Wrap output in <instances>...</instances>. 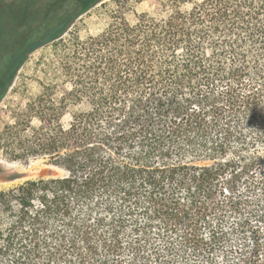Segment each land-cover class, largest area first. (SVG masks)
Masks as SVG:
<instances>
[{
    "label": "trees",
    "instance_id": "obj_1",
    "mask_svg": "<svg viewBox=\"0 0 264 264\" xmlns=\"http://www.w3.org/2000/svg\"><path fill=\"white\" fill-rule=\"evenodd\" d=\"M101 1L0 0V99L48 45L70 84L0 135L65 171L0 189V264H264V0H112L81 38Z\"/></svg>",
    "mask_w": 264,
    "mask_h": 264
},
{
    "label": "rangeland",
    "instance_id": "obj_2",
    "mask_svg": "<svg viewBox=\"0 0 264 264\" xmlns=\"http://www.w3.org/2000/svg\"><path fill=\"white\" fill-rule=\"evenodd\" d=\"M115 9L116 6L112 0H103L85 12L71 28L73 31H77L81 38L96 35L112 21L111 15ZM122 11L127 19L134 22L136 13L148 11L157 14L161 12V4L160 0H130ZM59 56L60 53L55 52L52 45L44 46L34 51L20 67L0 99V135L5 126L17 124L22 120H32V125H39V120L33 116L34 114L31 115L29 110L30 105L35 103L39 95L45 90L44 86L49 83H56L58 94L63 89L70 87L65 78ZM28 132L30 133L31 130ZM13 140L16 144L18 138ZM9 141H11L10 137L0 139V189L12 188L30 179L50 178L65 174L63 169L51 164L47 156L32 155L15 158ZM243 188L241 187L240 191ZM225 194L230 193L225 191ZM255 199L251 209L256 211L255 215H260L264 213V186L263 190L257 192ZM233 219L234 217L231 218L228 225L232 226ZM258 224L261 229H264V222ZM183 255L181 253L179 258L181 264L187 262L182 258ZM212 257L219 260L221 258L220 250H216ZM191 263L188 261V264Z\"/></svg>",
    "mask_w": 264,
    "mask_h": 264
}]
</instances>
